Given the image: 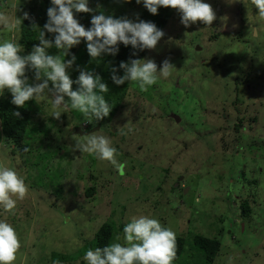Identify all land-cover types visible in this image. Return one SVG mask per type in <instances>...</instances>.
Instances as JSON below:
<instances>
[{"label":"rangeland","instance_id":"rangeland-1","mask_svg":"<svg viewBox=\"0 0 264 264\" xmlns=\"http://www.w3.org/2000/svg\"><path fill=\"white\" fill-rule=\"evenodd\" d=\"M31 1L0 0V13L21 20ZM205 2L216 15L211 25L185 26L175 9L143 58L158 69L167 60L172 76L146 91L128 81L110 120L89 123L75 110L56 119L50 94L29 100L31 127L20 147L0 135V164L17 170L30 189L12 213L0 209L21 241L15 264H78L96 248L102 223L114 224L111 244L123 243L124 225L139 215L186 238L188 255L173 264H195L196 234L220 240L212 264H264V19L251 0ZM141 5L88 0L91 12L105 8L134 22ZM48 8L36 2L38 44L40 31L54 41L44 29ZM18 28L0 27V40L17 41ZM48 52L72 59L71 49L64 57L54 46ZM66 71L75 81L81 69L73 63ZM1 97L12 94L5 89ZM101 134L113 141L122 169L75 147Z\"/></svg>","mask_w":264,"mask_h":264},{"label":"clouds","instance_id":"clouds-1","mask_svg":"<svg viewBox=\"0 0 264 264\" xmlns=\"http://www.w3.org/2000/svg\"><path fill=\"white\" fill-rule=\"evenodd\" d=\"M130 2V0H129ZM264 19V0H251ZM152 14H157L160 7H171L181 13V23L189 26L197 21L211 25L216 15L205 0H136ZM47 9L48 20L44 25L49 33H54V41L45 39V32L40 31L38 45H34L27 55H20L23 46L15 39L0 40V95L5 89L12 94L11 103L24 107L29 100L52 98L50 115L56 119L62 113L80 112L89 123H94L108 116L112 105L105 99L109 91L108 85L98 74L81 71L77 80L73 81L66 69L74 61L64 60L49 54L53 46L63 50V57L68 50L86 42L87 51L92 58L102 53L116 55L118 45H131L134 49H154L164 33L156 24L139 20L134 22L127 18H114L103 13L91 19V27L85 28L74 17L76 12H90L88 0H51ZM16 5L14 15L17 11ZM28 18V14H24ZM20 20H13L0 13V27L14 32ZM174 66L165 60L158 69L151 60L133 59L130 63L121 62L120 69L124 74L117 75L113 68L112 80L116 85L125 81L135 82L141 90L157 83L161 77L172 76ZM35 70V79L39 83L30 84L26 70ZM51 82V87L49 86ZM78 87L73 90L72 85ZM67 97V99H65ZM19 116V112H15ZM123 134V133H122ZM75 147L84 153L95 156L99 161L108 162L122 169L123 164L117 161L118 151L111 138L105 135H92L85 141L76 142ZM27 150V149H25ZM29 187L17 170L0 164V209L12 213L18 201L24 200L29 194ZM123 243L114 242L104 247L89 249L83 260L87 264H173L176 258L175 233L164 227L158 219L148 215L133 216L124 225ZM121 238L117 237V241ZM21 247L16 229L6 219H0V264H15L17 252Z\"/></svg>","mask_w":264,"mask_h":264},{"label":"trees","instance_id":"trees-1","mask_svg":"<svg viewBox=\"0 0 264 264\" xmlns=\"http://www.w3.org/2000/svg\"><path fill=\"white\" fill-rule=\"evenodd\" d=\"M39 1L41 8L43 6H51V0H32L28 5H22V7L28 8V18H24V14L21 16V23L19 26V37L18 42L23 46L24 54L27 55L32 50L34 45L38 44V26L35 22V7L36 2ZM115 2L125 1L128 4H136V0H113ZM141 8L137 13V19L146 22H152L156 24L159 29H163L169 19L173 17L175 11L171 7H160L157 14L150 13L141 3ZM103 13L106 16H111L110 10L105 8H99L95 12H77L80 19L86 20L84 27L87 29L91 27V19L95 15ZM115 18V16H112ZM119 51L116 55L108 53H102L98 58L90 57L86 42L81 39V45L79 47H72V54L69 55L71 58L74 56V64L78 66L81 71H91L94 75L98 74L104 83L108 85L109 91L105 93V99L112 105L111 111L106 118L109 120L113 117L121 98L126 93L128 81H125L122 85H116L112 80L113 68L117 69V75H123L124 70L119 68L121 62L130 63L133 59H143L149 49H134L131 45L125 46L122 43L118 45ZM26 76L28 80L35 78V70H26ZM44 78V77H42ZM78 87V86H77ZM76 87V88H77ZM74 88V90L76 89ZM12 98L1 97L0 98V135L1 138L17 144L20 147L21 142L24 140L27 130L31 127L32 110L29 101L25 103L24 107H18L11 103ZM15 112H19L20 115L16 116ZM95 190L94 186H89L85 194L86 196L93 195ZM249 210L247 206L244 211L245 213ZM244 213V214H245ZM163 225V224H162ZM164 226V225H163ZM165 227V226H164ZM115 233V227L112 222H104L100 225L95 233V245L96 247H104L111 244ZM176 236V260L182 258V255H188L185 252L186 238L181 235ZM193 245L195 247V254L198 256L194 261L195 264H212L219 254L221 242L216 237H209L203 234H196L193 237ZM184 257L181 260H184ZM173 262V263H174ZM78 264H87L86 261L82 260Z\"/></svg>","mask_w":264,"mask_h":264},{"label":"water","instance_id":"water-1","mask_svg":"<svg viewBox=\"0 0 264 264\" xmlns=\"http://www.w3.org/2000/svg\"><path fill=\"white\" fill-rule=\"evenodd\" d=\"M175 118H176V120H179V117L176 115V114H172ZM80 131V128H76V132H79ZM82 133H86V132H82Z\"/></svg>","mask_w":264,"mask_h":264}]
</instances>
